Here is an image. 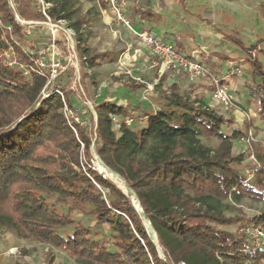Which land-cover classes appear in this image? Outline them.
Masks as SVG:
<instances>
[{"label": "trees", "instance_id": "16d2710c", "mask_svg": "<svg viewBox=\"0 0 264 264\" xmlns=\"http://www.w3.org/2000/svg\"><path fill=\"white\" fill-rule=\"evenodd\" d=\"M14 3L22 18L50 16L73 30L82 84L94 109L72 95L69 67L54 86L49 83L38 64L39 38L17 23L8 0H0V226L89 264H264V242L250 233L261 232L264 238V137L252 148L235 151L251 128L264 131V48H259L264 38L246 45L238 34L222 33L245 51L249 62L250 78L244 79L248 98L234 100L254 106L260 119L238 127L208 101L213 82L204 87L184 68L171 69L170 75L160 70L157 55L151 91L145 80L102 71L100 66L119 61L120 51L90 46L97 13L80 12V0ZM141 4L128 12L140 30L216 69L205 52L194 56L184 42L153 31L148 22L159 19L153 0ZM203 19L213 23L209 16ZM10 49L24 69L5 62ZM228 58L219 57V64ZM104 77L113 80L103 83ZM65 103L80 108L83 123L67 115ZM92 146L127 191L94 167ZM252 153L254 162L248 163ZM247 201L263 205L247 212ZM143 216L156 231L164 258Z\"/></svg>", "mask_w": 264, "mask_h": 264}, {"label": "rangeland", "instance_id": "374dc122", "mask_svg": "<svg viewBox=\"0 0 264 264\" xmlns=\"http://www.w3.org/2000/svg\"><path fill=\"white\" fill-rule=\"evenodd\" d=\"M161 1L153 0L155 5L153 8L159 19L154 23L148 22V26L152 25L153 31L162 35L168 34L172 40L184 42L187 53L200 57V53L203 51L208 57L212 58L217 63L216 69L213 70L207 67L212 76L224 77L222 81L228 86L232 100L228 104L218 103L212 98L211 92L208 91V101L223 112L224 115L232 117L234 124L238 127H245L248 122L252 121L258 123L260 119L257 117L255 107L246 108L240 102H237L246 101L248 98L244 86V79L250 78V73L247 70L249 66L247 54L238 44L226 38L222 33L225 31L227 33L238 34L246 45H250L259 38H264V0H165V5ZM80 5V12L82 13L91 9H93V13H97L92 18V29L88 37L90 46L99 51L107 49L120 51L118 62L109 67L106 65L100 66V69L102 71L109 69L121 78L133 76L142 81H147L149 85H153L152 81L156 72L155 67L159 64L158 60L154 57L155 54L151 52L147 44L145 46L148 50H146L144 46L145 42L142 38L122 23L114 20L112 15L108 18H104L101 12L99 15L97 9L93 8V0H80ZM133 6H135L134 2L131 4L130 13L133 11ZM205 16H209L213 20V23H209L206 19H203ZM133 27L135 30L140 31L138 22H134ZM53 34L57 41L61 43L60 52L64 64H68L70 68L69 72L72 76L71 89L74 91L72 95L78 103H82V99L88 103L82 93L84 85L82 84V80H80L82 71L80 54L79 61L75 57H72L70 40L66 33L62 30H55L48 25H41L31 35L39 38L37 42H48V38ZM138 41L142 43L140 44ZM259 48H264V39L261 40ZM41 49H44V47ZM47 52L46 55L49 62L52 56L51 50L48 49ZM226 54L229 55V58L219 64L218 58L223 55L226 57ZM262 60L264 62V56ZM231 63L232 66L229 67ZM166 69L164 63L160 64V70L164 71ZM215 71H220V74H217ZM168 72H172V70L168 69ZM173 74L174 72L170 73V75ZM211 75L201 76L195 80L202 82L204 87H207V85L213 82ZM62 76L61 80L64 82L67 76L63 78ZM172 79L173 77L170 76V81ZM103 80V83H108L113 79L104 77ZM86 94L91 99L87 92ZM263 137L264 131L256 133L255 129L251 128L248 135L243 136L240 142L236 144L235 151H245L248 147L252 148L255 145L256 139ZM91 150L93 154L92 163L94 167L100 170L98 167V163L100 162L94 152L93 146ZM248 155H251L248 158V163L254 162V154ZM101 172H105L108 176L112 175L108 170ZM116 179L118 180V178ZM118 181L122 185L124 184V181ZM262 205V203L247 201L244 207L247 212H253L259 210ZM87 221L90 222L89 219ZM250 233L256 241L264 242L263 236L258 237L255 230ZM0 264L89 263L80 262L61 248L45 243L34 236L20 237L14 230L0 226Z\"/></svg>", "mask_w": 264, "mask_h": 264}, {"label": "built area", "instance_id": "2783aa9c", "mask_svg": "<svg viewBox=\"0 0 264 264\" xmlns=\"http://www.w3.org/2000/svg\"><path fill=\"white\" fill-rule=\"evenodd\" d=\"M39 1L42 4H45L44 0H39ZM95 1L98 3L100 7V11L104 18H108L110 17V15H112L114 20L122 23L128 29L134 31L137 36L142 38V40L151 49V52L162 59V63L166 65V68H167L166 70L178 69V68L187 69L189 71V76L191 79H196L201 76L211 75L209 68L205 64H203L200 61L190 59L186 57L185 55L177 52L173 43L169 41L165 42L161 39V37L156 36L155 34L148 32L147 30L142 29L138 31L136 29L137 30L136 31L134 29L133 27L134 22L131 19V17L128 15V12L130 11L131 4L133 2L135 3V6L133 7L137 9L142 8L141 7L142 0H95ZM8 3L13 11L15 20L17 21L19 25H21L25 29L28 35H31L35 31V29L40 27L41 25L49 26L48 21L52 20L55 22H61L66 27V29L72 33L73 38L75 39L73 30L68 28L64 21L53 20L50 16H47V18L44 19L43 21L25 19V18H22L18 14L14 0H8ZM44 13H46L45 10H44ZM138 16L142 22H145V19L141 16L140 13H138ZM57 30H62L66 33L65 29L63 28H58ZM38 43L40 45L38 64L49 75V83H51V85L54 86L58 76L68 68V64L66 63H65L66 65L64 64V60L62 59V56H61L62 54L60 52V49H61L60 43L57 41L54 34L50 35V37L48 38V42L39 41ZM70 46H71V42H70ZM42 47H44V49H41ZM48 49L51 50V55H52L49 62H48L49 59H47V55H46L48 53L47 52ZM49 55H50V52H49ZM78 57H79V51H78ZM5 62L11 66L20 65L24 69V66L19 63V61L15 57L13 50L11 49L5 52ZM230 66H232V63L229 65V67ZM222 80H224V77L212 76V81L215 84V89L213 91L212 98L218 103L228 104L231 102L232 97L228 90V86L225 83H223ZM153 87L154 85H149L148 90L150 91L153 90ZM60 93L64 98L63 91H60ZM45 95H47V92H45ZM79 109L80 108L71 109L65 103V111L67 115L75 119L76 121L83 123V120L81 119L80 114H79ZM128 121H130V119H128ZM256 235L258 237L263 236L261 232L256 233Z\"/></svg>", "mask_w": 264, "mask_h": 264}, {"label": "bare ground", "instance_id": "6f19581e", "mask_svg": "<svg viewBox=\"0 0 264 264\" xmlns=\"http://www.w3.org/2000/svg\"><path fill=\"white\" fill-rule=\"evenodd\" d=\"M48 24H49V26L53 27L55 30H57L58 28H63V29H65V31H66V33H67L69 39H70V42H71V53H72V57H75L76 60H77L78 55H77V51H76V47H75V40H74V38H73L72 33H71L69 30H67L66 27H65L61 22H55V21L49 20V21H48ZM77 61H78V60H77ZM99 162H100V161H99ZM98 167L100 168L101 171L108 170V171L112 174V176H113L114 178H119V175H116V174L114 173V171L109 170V169H108L107 167H105L101 162L98 163ZM123 185L126 187V190H127V186H126L125 182H124ZM133 197H134V196H133ZM143 218H144L145 223H146V225L148 226L149 230H152V229H151V226H150V223H149V221H148V219H147L146 217H144V216H143ZM151 233H152V231H151Z\"/></svg>", "mask_w": 264, "mask_h": 264}, {"label": "water", "instance_id": "95a60500", "mask_svg": "<svg viewBox=\"0 0 264 264\" xmlns=\"http://www.w3.org/2000/svg\"><path fill=\"white\" fill-rule=\"evenodd\" d=\"M43 21V20H42ZM82 93H83V95H84V97H86V99H87V101H88V103L90 104V106L94 109V103H93V101L87 96V94H86V92H85V90H84V88L82 87ZM15 127V125H13L12 126V128H14ZM93 149H94V152H95V154H97L96 153V151H95V148H94V146H93ZM98 155V154H97ZM98 157V161H100L105 167H107L109 170H112V169H110L103 161H102V159L99 157V156H97ZM116 175H118L116 172H114ZM113 180H115L116 182H118L125 190H126V187L124 186V185H122L116 178H114L112 175H109ZM127 191V190H126ZM133 198V197H132ZM133 200H134V202H135V204H136V206H137V208L139 209V210H142V208H141V206H140V202L137 200V199H134L133 198ZM144 217H146V216H144ZM148 219V218H147ZM148 221H149V223H150V225H151V229L152 230H149V228L147 227V225H146V227L148 228V231H149V233L151 234V237L153 238V240L155 241V243L157 244V246H158V250H159V252H160V255H161V257H165V253H164V251H163V248L160 246V244H159V240H158V236H157V234H156V231L154 230V228H153V226H152V224H151V222H150V220L148 219ZM151 231H152V233H151Z\"/></svg>", "mask_w": 264, "mask_h": 264}, {"label": "crops", "instance_id": "0c3cea01", "mask_svg": "<svg viewBox=\"0 0 264 264\" xmlns=\"http://www.w3.org/2000/svg\"><path fill=\"white\" fill-rule=\"evenodd\" d=\"M137 19H139V16H138V14H137ZM145 19V18H144ZM158 33V32H157ZM160 34V33H159ZM162 35V34H161ZM162 36H164V35H162ZM170 40L172 41V39H171V37H170ZM138 42H140V41H138ZM142 42H140V44H141ZM146 45V43L144 44V46ZM147 46V45H146ZM145 46V48H146V50H148V48ZM202 52V51H201Z\"/></svg>", "mask_w": 264, "mask_h": 264}]
</instances>
